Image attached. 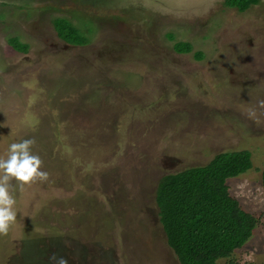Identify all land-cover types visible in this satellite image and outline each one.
I'll return each instance as SVG.
<instances>
[{
	"label": "rangeland",
	"instance_id": "1",
	"mask_svg": "<svg viewBox=\"0 0 264 264\" xmlns=\"http://www.w3.org/2000/svg\"><path fill=\"white\" fill-rule=\"evenodd\" d=\"M239 2L0 0V156L34 139L48 173L10 182L0 264H179L157 180L239 149L251 167L226 183L257 223L232 257L264 264V0Z\"/></svg>",
	"mask_w": 264,
	"mask_h": 264
},
{
	"label": "trees",
	"instance_id": "2",
	"mask_svg": "<svg viewBox=\"0 0 264 264\" xmlns=\"http://www.w3.org/2000/svg\"><path fill=\"white\" fill-rule=\"evenodd\" d=\"M257 2L241 0L237 8ZM59 19L62 21H58L55 29L62 30L67 23L72 27L64 30L70 37H74L73 34L81 37L74 31V17L67 14L51 17L53 21ZM61 38L79 45L70 40L66 32ZM80 41L89 44L90 38ZM175 47L179 53L192 48L186 41L175 43ZM250 167L249 150H224L212 155L204 164L165 173L157 180L153 196L158 222L179 264H214L219 259H225L226 264H241L232 255L251 236L257 218L230 194L226 179ZM260 183L264 188V168L260 172Z\"/></svg>",
	"mask_w": 264,
	"mask_h": 264
},
{
	"label": "clouds",
	"instance_id": "3",
	"mask_svg": "<svg viewBox=\"0 0 264 264\" xmlns=\"http://www.w3.org/2000/svg\"><path fill=\"white\" fill-rule=\"evenodd\" d=\"M260 104L264 106V101H260ZM34 144V139L11 143L6 156H0V233H7L10 223L16 218L10 182L15 179L23 186L37 179H48V173L40 170L41 158L31 152Z\"/></svg>",
	"mask_w": 264,
	"mask_h": 264
}]
</instances>
